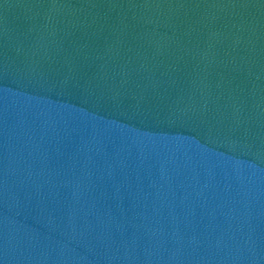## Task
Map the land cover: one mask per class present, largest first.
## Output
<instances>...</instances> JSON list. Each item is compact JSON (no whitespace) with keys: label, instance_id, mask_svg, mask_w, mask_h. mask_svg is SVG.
<instances>
[{"label":"water","instance_id":"obj_1","mask_svg":"<svg viewBox=\"0 0 264 264\" xmlns=\"http://www.w3.org/2000/svg\"><path fill=\"white\" fill-rule=\"evenodd\" d=\"M0 264H264V0H0Z\"/></svg>","mask_w":264,"mask_h":264}]
</instances>
